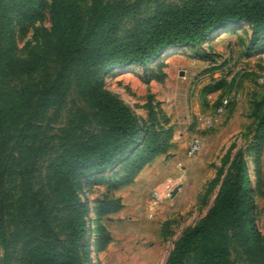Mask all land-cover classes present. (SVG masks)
I'll list each match as a JSON object with an SVG mask.
<instances>
[{"label": "rangeland", "instance_id": "obj_1", "mask_svg": "<svg viewBox=\"0 0 264 264\" xmlns=\"http://www.w3.org/2000/svg\"><path fill=\"white\" fill-rule=\"evenodd\" d=\"M30 1L10 0L4 15H12L17 22V12L30 13ZM41 1L39 15L27 20V26L16 23L15 52L21 58L36 53L44 40L54 38L49 9L55 0ZM116 1L128 6L121 32L153 14L160 4L182 2L109 3ZM3 26L0 23V42L5 43ZM55 69V62H45L33 74L9 81L5 90L14 89L30 97L43 81L51 79ZM97 78L103 89L116 94L149 124L150 129L143 135H156L160 145L157 155L139 166L126 161V155L101 171L80 174L79 168L73 170L70 181L76 197L87 207L86 231L76 249L79 264H165L183 230L206 214L222 180L233 178L234 169L229 165L238 151L247 165L256 225L264 239V138L257 146V120L252 115L255 103L264 108V30L252 37L251 25L244 21L227 25L199 43L170 47L145 66H96L89 82L94 85ZM220 80L230 84L229 93L209 87ZM222 99L227 103L218 112ZM14 110L12 119L18 118L25 107ZM37 126L31 148L36 164L30 183L46 211L49 236L64 240L67 213L58 203L50 180V164L64 147L79 139L100 136L106 126L75 82L61 101L41 112ZM193 137L200 140V150L188 156L186 149ZM16 171L12 168L7 179V246L0 240V264H27L24 249L41 237V230L36 229L37 223L29 215L17 221ZM168 182L169 187L164 188ZM176 186L178 190L171 197ZM155 190L159 197L153 204ZM111 201L117 208L99 217L103 204ZM231 264L252 263L232 246Z\"/></svg>", "mask_w": 264, "mask_h": 264}, {"label": "trees", "instance_id": "obj_2", "mask_svg": "<svg viewBox=\"0 0 264 264\" xmlns=\"http://www.w3.org/2000/svg\"><path fill=\"white\" fill-rule=\"evenodd\" d=\"M9 1L0 0V23L7 38L5 43L0 42V240L6 247V187L15 167L19 180L17 221L29 215L37 223L36 229L41 230L40 240L30 242L24 249L23 260L27 264H79L76 249L86 231L87 207L76 197L70 181L73 170L79 168L80 174L101 171L126 155V161L139 166L155 157L160 145L156 135H143L150 129L149 124L116 94L103 89L99 78L94 85L89 82L91 70L96 66H145L170 47L199 43L214 31L243 21L251 25V36H256L264 30V0H182L175 5L160 4L153 14L137 20L124 32L120 24L128 6L121 1L55 0L49 9L54 38L44 40L42 47L27 58L15 52L16 23L27 26V20L39 15L42 1L31 0L27 7L30 13L16 11L17 22L12 15H4ZM45 62H55L56 69L34 95L25 98L14 89L5 90L9 81L33 74ZM73 82L95 106L106 127L98 137L79 139L64 147L50 164V180L58 203L67 213L66 236L60 240L49 236L46 211L30 183L36 164L31 148L41 112L61 101ZM229 86L220 80L209 87L221 88L227 94ZM15 107H25V111L12 119ZM252 115L257 120L255 137L259 146L264 138V108L260 103L254 104ZM227 159L226 156L224 161ZM229 169H234L233 178L222 180L206 214L183 230L165 264H231L232 246L252 264H264V239L256 225L254 196L240 151ZM215 181L216 178L212 183ZM101 208L99 217L115 210L117 204L111 201Z\"/></svg>", "mask_w": 264, "mask_h": 264}, {"label": "built area", "instance_id": "obj_3", "mask_svg": "<svg viewBox=\"0 0 264 264\" xmlns=\"http://www.w3.org/2000/svg\"><path fill=\"white\" fill-rule=\"evenodd\" d=\"M226 103H227V99H222L221 104L219 105L217 111H218V112H221L222 109H223V107L225 106ZM200 145H201L200 140H199L197 137H193V138L190 140V142H189V144H188V146H187L186 154H187L188 156H193L195 153H197V152L200 150ZM169 185H170V182L166 183V184L164 185V188H168ZM168 193H169V192H168ZM170 193H171V192H170ZM169 195H170V194H169ZM158 197H159V192L156 191V190L153 191V192H152V199H153L152 203H153V204H156V201H157Z\"/></svg>", "mask_w": 264, "mask_h": 264}, {"label": "water", "instance_id": "obj_4", "mask_svg": "<svg viewBox=\"0 0 264 264\" xmlns=\"http://www.w3.org/2000/svg\"><path fill=\"white\" fill-rule=\"evenodd\" d=\"M178 190V186L174 187V189L171 191L170 196L173 197L175 195V193Z\"/></svg>", "mask_w": 264, "mask_h": 264}, {"label": "bare ground", "instance_id": "obj_5", "mask_svg": "<svg viewBox=\"0 0 264 264\" xmlns=\"http://www.w3.org/2000/svg\"><path fill=\"white\" fill-rule=\"evenodd\" d=\"M163 53H164V52H163ZM163 53H162V54H163Z\"/></svg>", "mask_w": 264, "mask_h": 264}]
</instances>
